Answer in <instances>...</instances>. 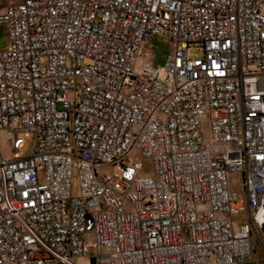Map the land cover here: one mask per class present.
<instances>
[{"label": "built area", "instance_id": "1", "mask_svg": "<svg viewBox=\"0 0 264 264\" xmlns=\"http://www.w3.org/2000/svg\"><path fill=\"white\" fill-rule=\"evenodd\" d=\"M3 25L0 264H264V0H21Z\"/></svg>", "mask_w": 264, "mask_h": 264}, {"label": "rangeland", "instance_id": "2", "mask_svg": "<svg viewBox=\"0 0 264 264\" xmlns=\"http://www.w3.org/2000/svg\"><path fill=\"white\" fill-rule=\"evenodd\" d=\"M21 0H0V7L1 6H7L10 4H14L17 2H20ZM152 45H153V58H155L156 63L163 65L166 60V54L171 52V44L170 41L167 38H162L159 36H155L152 39ZM0 46L1 49L5 50L9 46V30L6 25L0 26ZM191 56L194 58H199L202 56V52L199 49H194L191 51ZM11 137L8 135V131L0 132V145L3 149V152L7 156H12L14 153L13 147H12V141ZM28 145L21 150V156L25 157L28 156L34 146L33 142H30V139L27 140ZM131 161L133 164L140 162L143 164V168L141 171V176L146 177L152 175L153 172V163L152 160H145L144 158H141L138 153L133 155L131 157ZM231 190L235 191L236 193L243 195L244 189L242 186V178L239 173L232 172L229 176ZM71 194L73 196H76L78 194V177L75 174L72 181V191ZM238 223H244L248 220L245 217V214L242 213L236 218ZM261 237H264V232H260ZM258 254L260 256V259L264 262V248L259 243L257 246Z\"/></svg>", "mask_w": 264, "mask_h": 264}]
</instances>
